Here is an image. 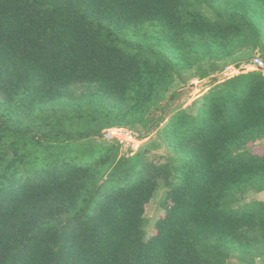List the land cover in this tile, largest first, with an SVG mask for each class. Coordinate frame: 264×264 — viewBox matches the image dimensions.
Masks as SVG:
<instances>
[{
  "label": "trees",
  "instance_id": "16d2710c",
  "mask_svg": "<svg viewBox=\"0 0 264 264\" xmlns=\"http://www.w3.org/2000/svg\"><path fill=\"white\" fill-rule=\"evenodd\" d=\"M256 50L264 0H0V264L264 259V203L223 206L264 192V144L240 152L264 138V75L162 103L183 71ZM146 121L166 156L94 141Z\"/></svg>",
  "mask_w": 264,
  "mask_h": 264
},
{
  "label": "rangeland",
  "instance_id": "374dc122",
  "mask_svg": "<svg viewBox=\"0 0 264 264\" xmlns=\"http://www.w3.org/2000/svg\"><path fill=\"white\" fill-rule=\"evenodd\" d=\"M204 12L209 14V10L202 6ZM260 57L264 61V54L262 52L248 51L245 53H240L232 58H229L223 62L217 64V71L211 73L205 78H201L200 74L203 70L207 69L208 63L205 61L200 63L198 66L185 70L181 73L180 78H177L174 84L171 86L168 93L162 103H169L171 109L175 108H189L194 105L198 99L207 93L210 89L219 85L223 80L238 75L240 70L245 69L247 63L255 57ZM253 70H245V72ZM173 95V99L170 97ZM158 115L159 112L157 111ZM156 113V114H157ZM163 122L160 123L158 127H152L151 122H144L134 125L130 129H112L110 136H103V138H96L94 141L98 145H111L112 140L121 144L120 153L132 155L138 150L148 149V157L151 159L166 156V151L160 142V129ZM107 133V131L105 132ZM264 144V138L256 140L255 142L248 144L240 149V152H252L257 154H262V146ZM165 195L164 185L160 182L157 191L155 192L150 203L145 207L144 214V232L145 239L149 238L154 234V223L155 221L162 217L164 212L161 206V202ZM258 201L264 203V192H256L254 190H249L242 195L230 196L228 201H226L223 206L228 207H238L240 205ZM227 264H264V259H256L253 262L248 258H242L237 255H232Z\"/></svg>",
  "mask_w": 264,
  "mask_h": 264
},
{
  "label": "built area",
  "instance_id": "2783aa9c",
  "mask_svg": "<svg viewBox=\"0 0 264 264\" xmlns=\"http://www.w3.org/2000/svg\"><path fill=\"white\" fill-rule=\"evenodd\" d=\"M246 70L258 71L264 75V61L260 57L257 56L251 61V63L249 64V67ZM111 130L112 129L106 130L107 133H105L106 131H104V136L108 135L112 139L113 137L110 136Z\"/></svg>",
  "mask_w": 264,
  "mask_h": 264
}]
</instances>
